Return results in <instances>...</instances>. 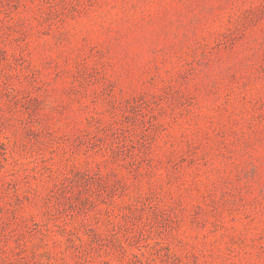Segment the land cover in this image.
Listing matches in <instances>:
<instances>
[{
    "label": "rangeland",
    "instance_id": "1",
    "mask_svg": "<svg viewBox=\"0 0 264 264\" xmlns=\"http://www.w3.org/2000/svg\"><path fill=\"white\" fill-rule=\"evenodd\" d=\"M0 264H264V0H0Z\"/></svg>",
    "mask_w": 264,
    "mask_h": 264
}]
</instances>
